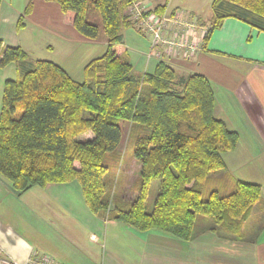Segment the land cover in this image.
Wrapping results in <instances>:
<instances>
[{"label": "trees", "instance_id": "16d2710c", "mask_svg": "<svg viewBox=\"0 0 264 264\" xmlns=\"http://www.w3.org/2000/svg\"><path fill=\"white\" fill-rule=\"evenodd\" d=\"M47 1L56 2L85 38L103 35L106 48L83 67L81 81L45 59L36 60L18 79L5 80L0 176L20 193L75 180L93 215L139 231L156 229L190 241L196 216L204 215L213 221L211 230L240 240L242 223L262 191L259 184L225 172L223 154L236 147L238 134L214 115L209 80L199 73L178 80L165 61L152 72L133 70L122 34L124 27L139 32L125 13L132 0ZM211 7L204 47L227 17L264 32V0H212ZM165 8L166 3L153 10ZM30 9L31 2L24 13ZM22 25L20 17L17 27ZM0 52L2 67L27 58L21 47L4 46L1 39ZM86 132L91 136L83 137ZM125 132L139 164L136 189L131 201L112 205L113 183L103 159L120 145ZM209 177L215 184L203 199ZM155 179L158 189L147 211L145 201Z\"/></svg>", "mask_w": 264, "mask_h": 264}, {"label": "crops", "instance_id": "0c3cea01", "mask_svg": "<svg viewBox=\"0 0 264 264\" xmlns=\"http://www.w3.org/2000/svg\"><path fill=\"white\" fill-rule=\"evenodd\" d=\"M142 1L149 9L166 3L165 11L181 14L180 5L186 0ZM29 2L31 9L24 13ZM212 14L211 7L205 21L185 13L181 19L195 21L194 36L201 39ZM20 17L23 25L18 28ZM122 34L136 73L152 72L159 61H165L178 80L192 73L209 80L215 98L214 115L238 134L236 147L223 154L225 172L261 186L260 201L242 223L244 235L240 240L226 237L211 230L207 221L194 230L190 241L156 229L139 231L93 215L75 180L33 186L20 193L0 176V256L24 262L32 255L50 253L64 264L97 263L100 258L91 254L93 261H89L88 252L76 247L72 229L67 226L75 220V225L85 230L80 231L81 238L88 233L92 242L103 238L104 264H264V32L227 17L211 32L203 50L163 59L148 56L150 41L141 37H145L142 33ZM0 39L4 46L21 47L27 53L20 63L0 66V108L5 80L18 79L36 60L52 61L79 80L83 67L106 48L103 35L94 40L85 38L57 3L47 0H2Z\"/></svg>", "mask_w": 264, "mask_h": 264}, {"label": "rangeland", "instance_id": "374dc122", "mask_svg": "<svg viewBox=\"0 0 264 264\" xmlns=\"http://www.w3.org/2000/svg\"><path fill=\"white\" fill-rule=\"evenodd\" d=\"M180 10L183 11L189 18L194 16L193 18H200V22L205 21L206 14L211 11V0H186L184 4L180 5ZM181 12V17L184 18V13ZM189 12H192L191 15ZM128 32V34L137 33L136 28L133 27H124L122 32ZM142 33V32H140ZM144 36H141L145 39L150 37L147 34L142 33ZM147 37V38H146ZM148 40V39H147ZM83 79V74L80 76L79 81ZM91 136L90 132H86L83 137ZM103 163L108 167V177L111 179L113 185H111L110 192H111V200L112 205L113 203L117 204L121 202L122 204L128 203L131 201L132 197L135 193V185L137 181L138 169L139 164L133 158L132 155V138L126 137V132L124 134L123 140L119 146H117L114 150L109 151L105 154ZM219 176V175H218ZM217 177L216 175L212 176ZM159 181L157 179L153 180L150 183L147 198L145 201L146 210L150 211L152 209L154 199L157 193ZM214 181L211 177L207 178L203 183V193L202 198L205 199L208 191L213 188ZM207 221L211 225H213V221L210 217L204 215H197L194 223V230L200 229L204 223ZM70 222V221H67ZM75 220L70 222L67 226L71 227L73 232V239L75 241L76 247L88 252L89 261H93L91 258V254L96 255L97 258L100 260L97 263L93 264H104L102 260V251H104V242L103 238L97 241H91L89 239V234L86 236L83 234V238L80 237V231L85 232L84 228L81 227L79 224L75 225ZM120 223V222H119ZM122 224V223H121ZM108 227V226H107ZM160 231V230H159ZM89 232V231H88ZM246 233V232H245ZM97 236L93 238L96 240ZM105 247V246H104ZM50 254V253H47ZM101 254V255H100ZM51 255V254H50ZM96 260V259H95ZM68 262V261H66ZM83 263V261H81ZM69 264V263H67Z\"/></svg>", "mask_w": 264, "mask_h": 264}, {"label": "built area", "instance_id": "2783aa9c", "mask_svg": "<svg viewBox=\"0 0 264 264\" xmlns=\"http://www.w3.org/2000/svg\"><path fill=\"white\" fill-rule=\"evenodd\" d=\"M126 15L136 24L139 32L150 37L148 56L163 59L177 57L181 52H196L203 50L202 39L206 30L201 33V39L194 36L196 22L181 19L180 12H156L149 9L142 0H132L126 9ZM177 25L182 26L181 30ZM173 26L177 29H173ZM207 29V28H206ZM0 264H64L50 254L32 255L24 262L9 257L0 256Z\"/></svg>", "mask_w": 264, "mask_h": 264}]
</instances>
